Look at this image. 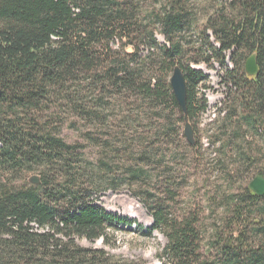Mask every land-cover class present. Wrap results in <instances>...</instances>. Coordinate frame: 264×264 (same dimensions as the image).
I'll return each mask as SVG.
<instances>
[{"label": "trees", "instance_id": "obj_1", "mask_svg": "<svg viewBox=\"0 0 264 264\" xmlns=\"http://www.w3.org/2000/svg\"><path fill=\"white\" fill-rule=\"evenodd\" d=\"M135 1L0 0V264H135L79 245L103 240L113 247L116 231L132 221L93 201L98 186L80 183L85 169L79 147L66 142L48 121L42 123L41 115L53 106L67 107L90 128L104 130V141L90 135L87 141L105 157H127L129 139L118 129L130 100L158 119L169 120L166 113L177 111L176 123H184L170 87L179 66L187 84L189 119L198 133L193 122L199 123L205 107L199 85L206 76L186 62L187 45H193L190 60L196 64L217 59L225 67V53L231 52L233 69L227 77L235 89L226 117L217 121L222 131L230 130L221 150L231 156L225 152V161L219 160L215 169L227 178L234 171L247 179L264 177V157L255 161L242 135L257 136L264 148V0H218L208 7L202 29H195L196 10L189 8L190 1L200 0H168L152 17L143 16V6ZM151 22L169 45L157 43ZM125 38L147 45L149 53L122 56L114 47ZM254 54L259 73L248 77L245 64ZM174 133L173 127L167 131L171 142ZM191 147L196 152V143ZM155 160L153 169L161 170L158 179L166 182L158 191L165 199L157 208L148 207L153 225L143 235L165 236L163 264H264V197L249 186L228 195L230 213L221 227L209 231L210 243L203 249L201 215L195 210L180 215L173 207L182 187L171 169L165 170L163 156L143 153L135 161L149 165ZM38 170L41 184H27L24 174ZM152 170L129 169L126 181L152 179ZM111 183L114 192L122 185Z\"/></svg>", "mask_w": 264, "mask_h": 264}, {"label": "rangeland", "instance_id": "obj_2", "mask_svg": "<svg viewBox=\"0 0 264 264\" xmlns=\"http://www.w3.org/2000/svg\"><path fill=\"white\" fill-rule=\"evenodd\" d=\"M167 1L136 0L135 4L143 6V16L150 15L152 17L153 13L160 11ZM217 1L200 0L199 2H189L190 10H196L197 23L195 29L197 27L202 29L208 7L215 5ZM209 11L211 13V10ZM147 24L148 22H145V25ZM150 26L157 43L169 45V42L158 27L152 22ZM194 32L195 30L192 33ZM192 33L190 34L191 36ZM209 35L211 34L209 33ZM134 36L137 37L138 34ZM188 39L195 41L196 37L190 38L188 35ZM211 41H213L212 36ZM185 48H187V51H191L187 52L186 59L190 67L197 70L200 65H204L209 69L212 67V61L211 63L200 61L198 64L192 62L190 59L194 57L193 45H187ZM114 49L122 56H126L128 53L132 56L138 52L146 56L150 47L140 44L138 41L125 38L117 41ZM215 60L219 63L217 59ZM134 101L130 100L127 105L123 106L121 110L123 124L118 129L129 139L128 147L130 148L129 151L125 152L127 157H125L124 153L119 156H114L111 153L108 157H105V152L102 149L87 141L88 135L104 141L107 139V137L101 136L104 130L90 128L87 122L76 118L74 113L67 107L53 106L49 112L41 115V122L45 123L48 121L52 124L53 129L61 133L66 142L79 147L78 157L81 161V167L85 169L83 170L84 178H80V183L86 188L91 185L98 186V192L91 196L93 201L107 213L132 221L131 225L120 226V229L116 231L114 235L116 244L113 247H106L103 244V240H100L102 241L101 244L100 241L91 243L81 240L78 241L79 245L85 248L104 249L111 255L132 261L135 264H163L167 239L160 232H155L152 237H145L143 233L146 232L145 228H150L153 225V218L148 207L157 208L161 200L165 199L158 191L165 187L166 182L162 178L158 179L162 173L161 170L154 171L158 160L148 163L149 165L147 163H139V165L136 163L135 160L141 154L155 152L159 157L163 156L165 170L171 169L173 180H175L177 186L182 187L181 197L176 199L173 207L180 215L187 210H195L201 215V228L204 234L202 237L203 249H206L210 243L209 231L215 225H220L221 227V221L225 220L230 213L229 208L226 207L227 200L225 198L233 192H240L248 187L253 178H244L238 171H234L231 178H227L221 173L220 169H215V164L219 160L225 161V152L231 156L230 151L221 150V145H225L227 142L226 135H229L230 130L222 131L220 129L221 124L218 122L212 127L210 132L198 128V119L193 122L198 131V133H195L197 149L193 153L192 147L184 136V123H176L177 118L181 117L177 111L169 110L166 113L170 116L169 120L158 119L155 112L148 111L143 104ZM118 112L117 110L115 114H118ZM172 127L175 131L173 142H171L172 139L168 140L167 136L168 129ZM242 135L246 136L244 139L247 141L248 152L252 154L251 157L255 161L264 157L263 144L259 138L250 133H243ZM205 140L209 141L212 148L203 144ZM118 148L123 150L124 145H120ZM214 152L217 154H213ZM193 155H197L196 162L191 165ZM237 156L235 155L234 157L240 160L241 156ZM103 164L107 168H103V171H100L99 166ZM138 167L148 170L154 168L151 171L152 179H142L134 183L126 181L129 177L127 175L128 170ZM33 176H41V170L24 174V181L29 184V179ZM186 176L188 177L187 179H185ZM112 181H115L116 185H119L120 181L122 182L120 189L116 192L111 189L113 187ZM172 187L174 189L176 185ZM126 197L138 203L144 213L129 212L130 201ZM147 253L153 255L151 261L145 256Z\"/></svg>", "mask_w": 264, "mask_h": 264}, {"label": "built area", "instance_id": "obj_3", "mask_svg": "<svg viewBox=\"0 0 264 264\" xmlns=\"http://www.w3.org/2000/svg\"><path fill=\"white\" fill-rule=\"evenodd\" d=\"M231 52L225 53L226 64L221 66L217 61H212V67L209 69L200 65L198 70L203 71L206 76L204 83L199 87L200 98L205 103L204 110L200 114L198 128L201 130L211 129L215 123L227 115V104L231 93L235 89L230 83L227 73L233 69L230 63ZM205 146L210 147L209 141L205 140Z\"/></svg>", "mask_w": 264, "mask_h": 264}, {"label": "water", "instance_id": "obj_4", "mask_svg": "<svg viewBox=\"0 0 264 264\" xmlns=\"http://www.w3.org/2000/svg\"><path fill=\"white\" fill-rule=\"evenodd\" d=\"M245 72L248 77H256L259 73L257 56L254 54L246 61ZM170 87L172 93L177 101V104L183 114L184 120V136L189 145L194 146L196 143L195 140V131L192 123L189 119L188 111V90L185 80L184 73L182 69L177 66L175 67L172 76L170 78ZM29 184L31 185H40L41 180L40 176H33L29 179ZM249 189L258 197H264V177L257 176L249 184ZM102 241H100L101 244Z\"/></svg>", "mask_w": 264, "mask_h": 264}, {"label": "bare ground", "instance_id": "obj_5", "mask_svg": "<svg viewBox=\"0 0 264 264\" xmlns=\"http://www.w3.org/2000/svg\"><path fill=\"white\" fill-rule=\"evenodd\" d=\"M127 199H129L128 197H126ZM130 203H129V206H128V210L129 212H133V213H137V214H143V209L142 207L136 203L134 200L132 199H129ZM128 201V202H129ZM145 256L151 261L152 258H153V255L151 253H147L145 254Z\"/></svg>", "mask_w": 264, "mask_h": 264}]
</instances>
